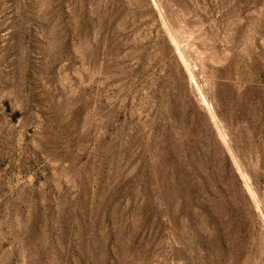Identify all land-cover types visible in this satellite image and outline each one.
Returning a JSON list of instances; mask_svg holds the SVG:
<instances>
[{
	"label": "rangeland",
	"instance_id": "rangeland-1",
	"mask_svg": "<svg viewBox=\"0 0 264 264\" xmlns=\"http://www.w3.org/2000/svg\"><path fill=\"white\" fill-rule=\"evenodd\" d=\"M0 264H264V0H0Z\"/></svg>",
	"mask_w": 264,
	"mask_h": 264
}]
</instances>
